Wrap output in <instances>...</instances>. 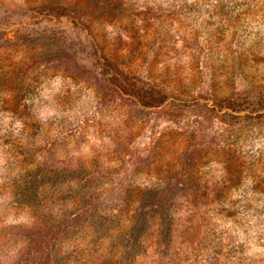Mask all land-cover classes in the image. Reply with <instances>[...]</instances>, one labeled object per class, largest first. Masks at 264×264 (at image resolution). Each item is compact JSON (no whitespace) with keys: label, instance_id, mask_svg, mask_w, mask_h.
I'll return each mask as SVG.
<instances>
[{"label":"rangeland","instance_id":"obj_1","mask_svg":"<svg viewBox=\"0 0 264 264\" xmlns=\"http://www.w3.org/2000/svg\"><path fill=\"white\" fill-rule=\"evenodd\" d=\"M94 173L108 221L81 216ZM165 192L192 213L173 242L152 210ZM131 251L264 264V0H0V264Z\"/></svg>","mask_w":264,"mask_h":264},{"label":"trees","instance_id":"obj_2","mask_svg":"<svg viewBox=\"0 0 264 264\" xmlns=\"http://www.w3.org/2000/svg\"><path fill=\"white\" fill-rule=\"evenodd\" d=\"M182 160H183V158H182ZM182 160H177L174 163H172L171 165L173 167H176V166L179 165V163ZM192 163H193L192 155L185 156V162H184L185 166H182V167L185 168L186 174L181 175L184 178V181H193V180L196 181L195 174L193 172H191V170L188 171V169H187V166L190 167V165H192ZM87 173L88 172L85 171L84 176H86ZM92 178H93V181L96 182V186L97 187L90 193L91 194L90 196L85 198V201L87 202V205L88 204H91V205L87 209L84 208L83 214L81 216H83V217L85 216V218L88 217L87 219H90L91 221L93 219V216L94 217L96 216V217H98L101 220H103L104 217H107L106 221H108L110 219V217H108L110 215V213H108V212L107 213H101V209L98 207V204L101 201V197H99L100 196L99 190L104 188V185L108 182V180H107L106 176H103L102 173H94ZM86 180L91 181L92 179L88 178L86 176ZM41 182H43V181H41ZM44 182H46L45 179H44ZM129 183L131 184V182H129ZM129 183L127 184V189H126V190H128V192L131 191V188L129 187L130 186ZM98 186L102 187V188H100L98 190V188H99ZM49 188L52 191H55V192L57 191V188L54 185H52V184H51V187H49ZM160 188H161L160 184L156 185L157 191L160 190ZM140 189H135L134 196L135 195H137L138 197L140 196V199L142 201L145 199L144 198L145 195H148V197H149V195H151L150 194L151 191L153 192V190H154V188H152V187H151V191L149 190V188H146V189H143V190H142V188H140ZM35 193L37 194V197L40 196V193H38L37 191ZM55 195L56 194H54V196ZM163 195H166V196L163 197V198H158L157 197L158 198L157 200H153V205L154 206H152V210H154V214L158 213V214L161 215V217H160V225L159 226H161V225H165L166 226V228H163V227L161 228L160 234L169 236L170 239L173 242V235L172 234H173V232H175L176 227H178V225L181 224V223L188 222L189 218H191V216H192V213L188 214L187 212H182L181 211V209H183L182 206L177 202L176 198H173V197L170 198L169 194L167 192H165ZM153 196L156 197L154 194H153ZM62 198H63V200L67 199L66 196H63ZM156 202H163V203L161 205H158ZM31 205H32V203H31ZM231 207H233V206H231ZM89 208L94 210L93 216L88 213ZM140 209H141L140 206H136V208L131 209L132 211L130 213V219L129 218L128 219L129 220L132 219V222H133V223L130 224V226H132V230H131L132 231V235L134 236V238H131V239H134V243L133 244H137L138 243L139 246L141 247L144 242H142L140 240L144 239L143 237H145V236H143V233L146 231L145 223H147L148 220L147 219H141L142 221L140 220V216H141V215H139ZM179 209L182 212V217H181V212H180V214L178 213ZM123 217L124 216L118 217L117 224H119L121 221L125 222V221L122 220ZM189 228H192L191 225L189 226ZM178 230H179V227H178ZM178 230H176V231H178ZM129 241H132V240H129ZM144 251H146V253H147L148 246L145 248ZM178 251L182 252L183 250H177V252ZM129 253L130 254L127 255L125 258H123L121 260H118L116 263L113 262L112 264H133V258L134 257H132V256L135 255V254L132 251L129 252Z\"/></svg>","mask_w":264,"mask_h":264}]
</instances>
